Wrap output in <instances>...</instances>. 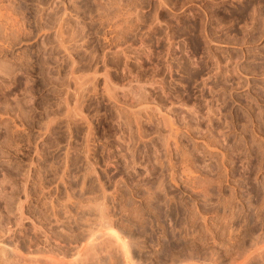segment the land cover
I'll list each match as a JSON object with an SVG mask.
<instances>
[{"label": "rangeland", "instance_id": "rangeland-1", "mask_svg": "<svg viewBox=\"0 0 264 264\" xmlns=\"http://www.w3.org/2000/svg\"><path fill=\"white\" fill-rule=\"evenodd\" d=\"M0 264H264V0H0Z\"/></svg>", "mask_w": 264, "mask_h": 264}, {"label": "bare ground", "instance_id": "bare-ground-1", "mask_svg": "<svg viewBox=\"0 0 264 264\" xmlns=\"http://www.w3.org/2000/svg\"><path fill=\"white\" fill-rule=\"evenodd\" d=\"M3 17V16H2Z\"/></svg>", "mask_w": 264, "mask_h": 264}]
</instances>
